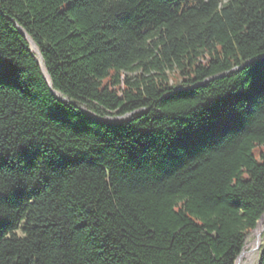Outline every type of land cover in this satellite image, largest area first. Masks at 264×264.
Masks as SVG:
<instances>
[{
  "label": "trees",
  "instance_id": "16d2710c",
  "mask_svg": "<svg viewBox=\"0 0 264 264\" xmlns=\"http://www.w3.org/2000/svg\"><path fill=\"white\" fill-rule=\"evenodd\" d=\"M263 215L264 0H0V264H235Z\"/></svg>",
  "mask_w": 264,
  "mask_h": 264
},
{
  "label": "water",
  "instance_id": "95a60500",
  "mask_svg": "<svg viewBox=\"0 0 264 264\" xmlns=\"http://www.w3.org/2000/svg\"><path fill=\"white\" fill-rule=\"evenodd\" d=\"M25 35V34H24ZM25 37H26V39H27V41H28V43H29V45H30V47H31V51L36 55V57H37V61H38V63H39V66H40V68H41V70H42V72H43V74L45 75V79H46V82H47V84H48V87L51 89V82H50V80H49V77H48V75H47V73H46V70H45V68H44V65H43V62H42V57H41V55H40V53L38 52V50H37V48L35 47V45L33 44V42L29 39V37H27L26 35H25ZM233 71H235V69L234 70H232L231 72H233ZM52 94L57 98V99H59L60 101H62V102H64L65 101V98H63L60 94H58V93H56V92H53L52 91ZM87 115H89L91 118H93V119H95L94 118V116L92 115V114H90V113H87ZM128 116H126V117H122V118H114V119H110V120H108V119H106V120H104L103 122H106V121H112V120H114L115 122H119V121H122L123 119H125V118H127ZM264 216V215H263ZM262 216V217H263ZM262 219V218H261ZM261 219L259 220V222L261 221ZM258 222V223H259ZM258 223H257V225H258ZM256 228H257V226H256ZM255 228V229H256ZM255 230H253V232H254ZM255 247H254V249L255 250H260V248H261V236L259 235V234H257V235H255ZM245 249V247L243 248V250ZM243 250L241 251V253H240V255L237 257V259H236V261H235V264H238V262H239V260H240V258H241V255L243 254Z\"/></svg>",
  "mask_w": 264,
  "mask_h": 264
},
{
  "label": "bare ground",
  "instance_id": "6f19581e",
  "mask_svg": "<svg viewBox=\"0 0 264 264\" xmlns=\"http://www.w3.org/2000/svg\"><path fill=\"white\" fill-rule=\"evenodd\" d=\"M263 231H264V216L262 217L261 221L258 223L257 228L255 229L254 232H255V235L259 234L261 236ZM254 247H255V244L252 245L250 250H248V246L245 247L238 264H243L244 260L248 261V263H244V264L252 263V260L255 257V253L257 251L254 249Z\"/></svg>",
  "mask_w": 264,
  "mask_h": 264
},
{
  "label": "rangeland",
  "instance_id": "374dc122",
  "mask_svg": "<svg viewBox=\"0 0 264 264\" xmlns=\"http://www.w3.org/2000/svg\"><path fill=\"white\" fill-rule=\"evenodd\" d=\"M112 122H115L114 120H112ZM262 235H264V231L262 232ZM261 235V236H262ZM255 232H251L248 236H247V239H246V246H248V250L251 249L252 245L255 244ZM264 244V238H261V245ZM245 246V247H246ZM259 255H260V250H257L256 253H255V257L253 258L252 260V263L251 264H258V261H259ZM244 263H248L247 260H244L243 261V264Z\"/></svg>",
  "mask_w": 264,
  "mask_h": 264
}]
</instances>
